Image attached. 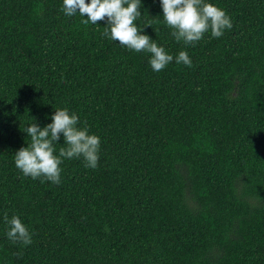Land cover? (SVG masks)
<instances>
[{
  "label": "trees",
  "instance_id": "1",
  "mask_svg": "<svg viewBox=\"0 0 264 264\" xmlns=\"http://www.w3.org/2000/svg\"><path fill=\"white\" fill-rule=\"evenodd\" d=\"M206 2L233 27L193 46L141 0L142 34L192 61L155 72L63 0H0V264H264V0ZM56 108L101 140L99 166L66 159L58 185L14 162Z\"/></svg>",
  "mask_w": 264,
  "mask_h": 264
},
{
  "label": "clouds",
  "instance_id": "2",
  "mask_svg": "<svg viewBox=\"0 0 264 264\" xmlns=\"http://www.w3.org/2000/svg\"><path fill=\"white\" fill-rule=\"evenodd\" d=\"M163 20L172 29L171 36L185 45H195L211 32L213 38H220L225 30L233 27L230 16L220 7L206 0H161ZM141 0H63L62 11L67 16L79 13L85 17V24L107 21L103 35L135 52L149 54V64L153 71L164 70L173 60L192 67L186 51H180L174 58L164 47L150 36L142 34L143 29L135 23L142 15ZM79 10V12H77ZM146 26H151L146 25ZM199 89H197L198 91ZM52 122L41 128L31 123L24 132L30 138L26 147H21L14 156V162L24 176L32 179L61 183V165L66 159L83 158L85 167L99 166L100 137L90 134L86 126L79 127V117L67 108H56ZM63 136L64 143L57 153L56 145ZM8 225L7 238L13 244L29 246L33 243L32 233L18 215L11 218L4 215Z\"/></svg>",
  "mask_w": 264,
  "mask_h": 264
}]
</instances>
